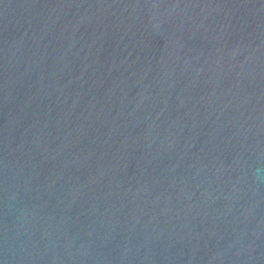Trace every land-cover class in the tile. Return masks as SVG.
I'll return each mask as SVG.
<instances>
[{"label": "water", "instance_id": "water-1", "mask_svg": "<svg viewBox=\"0 0 264 264\" xmlns=\"http://www.w3.org/2000/svg\"><path fill=\"white\" fill-rule=\"evenodd\" d=\"M0 264H264V0H0Z\"/></svg>", "mask_w": 264, "mask_h": 264}]
</instances>
